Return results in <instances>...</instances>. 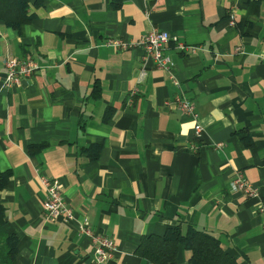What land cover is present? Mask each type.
<instances>
[{"label":"crops","instance_id":"0c3cea01","mask_svg":"<svg viewBox=\"0 0 264 264\" xmlns=\"http://www.w3.org/2000/svg\"><path fill=\"white\" fill-rule=\"evenodd\" d=\"M34 1L19 28L0 21V169L11 171L0 204L14 263L156 264L138 253L142 237L180 224L264 264V0ZM153 27L171 35L170 69L138 44ZM12 56L39 67L6 86ZM180 94L196 102L200 136ZM238 169L258 195L231 188ZM39 172L59 178L75 220L45 218ZM85 220L114 239L111 259L97 262ZM190 257L182 244L170 264Z\"/></svg>","mask_w":264,"mask_h":264},{"label":"built area","instance_id":"2783aa9c","mask_svg":"<svg viewBox=\"0 0 264 264\" xmlns=\"http://www.w3.org/2000/svg\"><path fill=\"white\" fill-rule=\"evenodd\" d=\"M229 21L231 24H235L234 14H231ZM170 39L171 35L167 30L153 27L141 37L138 44L144 45L148 54L154 58L158 67L170 69L173 61L171 56L165 53L166 45ZM110 43L121 48H126L134 44L133 42L121 38L110 40ZM176 48L181 52H195L198 46L178 41ZM260 57L264 60V52L260 54ZM4 63L6 69L3 81L6 86L21 83L22 79L32 75L39 67L35 60L17 56L5 58ZM144 72L145 70L143 69L142 73ZM165 103L170 105L171 102L166 100ZM177 105L184 113L193 115L197 119L194 130L195 135L200 136L203 131V126L196 112V102L185 94H180L177 97ZM218 145H221V143ZM195 147L196 146H192V149L195 150ZM39 179L47 194L44 202L45 218L48 220H75V209L64 195L62 182L59 178L50 177L44 172H39ZM231 188L233 190H240L248 196L259 194L258 187L245 176L241 169L235 171L231 179ZM259 209L261 212H264L263 203L260 205ZM79 230L90 237L94 245V253L97 262H105L114 256L117 246L114 239L108 236L106 232L94 229L87 220L79 223Z\"/></svg>","mask_w":264,"mask_h":264},{"label":"trees","instance_id":"16d2710c","mask_svg":"<svg viewBox=\"0 0 264 264\" xmlns=\"http://www.w3.org/2000/svg\"><path fill=\"white\" fill-rule=\"evenodd\" d=\"M31 3L38 4L33 0H0V21L19 28L35 15ZM92 147L94 151L91 156L97 158L102 145L92 144ZM10 175L9 169H0V189L6 185ZM182 244L191 251L190 264H241L226 250L219 236L194 225H190L186 231L177 224L164 234H145L137 251L156 264H170L177 257ZM17 251V237L6 230L5 209L0 204V264H16L14 258Z\"/></svg>","mask_w":264,"mask_h":264}]
</instances>
